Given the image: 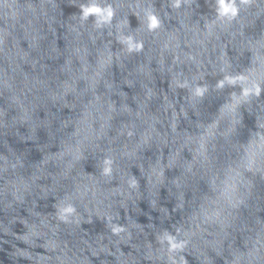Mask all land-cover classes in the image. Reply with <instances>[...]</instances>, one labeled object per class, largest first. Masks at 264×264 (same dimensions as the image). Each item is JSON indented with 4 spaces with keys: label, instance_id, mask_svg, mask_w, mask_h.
I'll return each mask as SVG.
<instances>
[{
    "label": "water",
    "instance_id": "obj_1",
    "mask_svg": "<svg viewBox=\"0 0 264 264\" xmlns=\"http://www.w3.org/2000/svg\"><path fill=\"white\" fill-rule=\"evenodd\" d=\"M0 264H264V0H0Z\"/></svg>",
    "mask_w": 264,
    "mask_h": 264
}]
</instances>
